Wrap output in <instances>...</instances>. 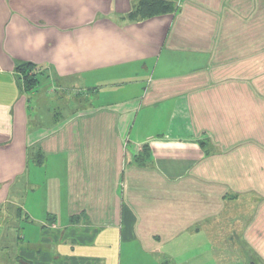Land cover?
<instances>
[{"label":"crops","instance_id":"obj_1","mask_svg":"<svg viewBox=\"0 0 264 264\" xmlns=\"http://www.w3.org/2000/svg\"><path fill=\"white\" fill-rule=\"evenodd\" d=\"M138 2L0 0V264H264V0Z\"/></svg>","mask_w":264,"mask_h":264},{"label":"trees","instance_id":"obj_2","mask_svg":"<svg viewBox=\"0 0 264 264\" xmlns=\"http://www.w3.org/2000/svg\"><path fill=\"white\" fill-rule=\"evenodd\" d=\"M178 8L179 0H139L133 17L150 18L160 14L175 13ZM17 72H19L23 86L27 90L38 85L40 68L33 64H22L18 67Z\"/></svg>","mask_w":264,"mask_h":264},{"label":"rangeland","instance_id":"obj_3","mask_svg":"<svg viewBox=\"0 0 264 264\" xmlns=\"http://www.w3.org/2000/svg\"><path fill=\"white\" fill-rule=\"evenodd\" d=\"M69 93H72V92H69ZM245 253L248 254L247 251H245ZM245 259H247V261H249L248 258H246V256L241 255L240 264H248L247 262L246 263L244 262ZM186 260L189 261L190 259H186ZM160 261L163 262V263H165V264L166 263L167 264H173V263L175 264L176 263V260H173L171 258L161 259ZM184 261L185 260H181V262H180L179 260H177V264H181ZM201 262H203V261L200 260V259H197L196 260V264H199ZM205 263L206 264H221L220 260H218L217 258H207V260L205 261ZM229 264H232L231 261H229ZM251 264H252V262H251Z\"/></svg>","mask_w":264,"mask_h":264}]
</instances>
